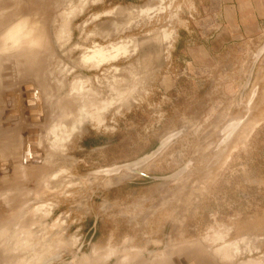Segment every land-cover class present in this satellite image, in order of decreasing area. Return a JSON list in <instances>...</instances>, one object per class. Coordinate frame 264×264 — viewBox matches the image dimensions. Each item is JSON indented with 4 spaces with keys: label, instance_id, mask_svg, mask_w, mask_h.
<instances>
[{
    "label": "rangeland",
    "instance_id": "obj_1",
    "mask_svg": "<svg viewBox=\"0 0 264 264\" xmlns=\"http://www.w3.org/2000/svg\"><path fill=\"white\" fill-rule=\"evenodd\" d=\"M199 6L0 0V116L24 142L19 196L0 195V264H264L261 59L246 87L264 39L208 57ZM175 133L140 169L178 178L103 173Z\"/></svg>",
    "mask_w": 264,
    "mask_h": 264
},
{
    "label": "crops",
    "instance_id": "obj_2",
    "mask_svg": "<svg viewBox=\"0 0 264 264\" xmlns=\"http://www.w3.org/2000/svg\"><path fill=\"white\" fill-rule=\"evenodd\" d=\"M198 12L195 32L204 42L202 48L208 57L227 46L245 50L257 48L263 42L264 0H200ZM259 66L264 68V55ZM256 82L264 83V74ZM5 122L0 116V195L13 201L20 191L23 126L18 122L16 127L4 128Z\"/></svg>",
    "mask_w": 264,
    "mask_h": 264
},
{
    "label": "water",
    "instance_id": "obj_3",
    "mask_svg": "<svg viewBox=\"0 0 264 264\" xmlns=\"http://www.w3.org/2000/svg\"><path fill=\"white\" fill-rule=\"evenodd\" d=\"M263 55H264V44L259 48V50L257 51V53L255 55L254 62H253V65H252V68H251V71H250V75H249L248 80L246 82V87H248L250 85V83L252 81V78H253V75H254L255 70H256V66H257L258 62L260 61V59L262 58ZM30 96L31 95H26L27 98L30 97ZM8 104H9V106H11L10 103H8ZM33 104H34V102H33ZM177 135H178L177 133L173 134V136L170 137V139H171L170 141L175 139V137ZM163 141L160 143L158 148L156 150H154L153 152H151L150 154L145 155L144 157H142V158H140V159H138V160H136L134 162H131V163L122 164V165H118V166H113V167L107 168V169H105L103 171V173H105L107 175H116V174H119V173L125 171V172H128L130 174L146 177V178H149V179L155 180V181H167V180L178 178L180 175H182L184 173L185 169H183V170H181V171H179V172H177V173H175V174H173L171 176H168V177L149 176L148 174L144 173L140 169L144 164L148 163L150 160H152L154 157H156L164 149V147L166 145H164V146L162 145ZM31 160H32V158H31ZM31 160H29V161H31ZM25 162H28L27 159H25Z\"/></svg>",
    "mask_w": 264,
    "mask_h": 264
},
{
    "label": "bare ground",
    "instance_id": "obj_4",
    "mask_svg": "<svg viewBox=\"0 0 264 264\" xmlns=\"http://www.w3.org/2000/svg\"><path fill=\"white\" fill-rule=\"evenodd\" d=\"M48 27V26H47ZM46 25H45V27H44V29L41 31L42 33H40V36H41V39L42 40H45L44 41V43L47 45V46H49V45H51L50 44V42L51 41H47V37H46ZM50 40V39H49ZM4 42V38L3 37H1V35H0V45L2 44ZM28 45H26L27 47L29 46L30 48H29V50H28V48H27V55H29L30 53H31V51L33 52V50H34V47H36V45L33 43V42H29V43H27ZM38 45H40V44H38ZM42 46V45H41ZM44 47H45V45H43ZM42 46V47H43ZM33 49V50H32ZM36 49H38V47L37 48H35V50ZM40 49V48H39ZM45 49V48H44ZM26 51V50H25ZM39 51V50H38ZM38 51H36V53L38 52ZM36 53L34 54V53H31L33 56H34V58H35V60L38 58V56L36 55ZM25 54V55H26ZM30 56V58L31 57H33V56H31V55H29ZM29 56H27V57H29ZM29 59V58H28ZM32 59V58H31ZM39 59V58H38ZM31 61V60H30ZM34 61V60H33ZM38 61L39 62H42L43 61V59H42V61H40V60H37V62H31V64H29V65H31L32 67H34V65H40L39 63H38ZM26 65H27V62H26ZM28 66V65H27ZM27 66H26V68H27ZM28 67V68H31L32 69V67ZM42 67V66H41ZM35 68H36V66L34 67V69H30V71L32 72L33 70H34V72L36 71V72H38L37 70H39V69H36L35 70ZM38 68H39V66H38ZM42 70V69H41ZM26 71H28V70H26ZM30 71H28V72H30ZM44 71V70H43ZM28 72L26 73V77H27V74H28ZM33 73V72H32ZM39 74L41 73V72H38ZM48 73V72H47ZM39 74H37V76H39V79L38 80H41L40 79V77L42 76L43 77V75H39ZM33 75H36L35 73H33ZM33 75H31V76H33ZM44 75H46L45 73H44ZM50 76H51V74H49ZM48 74L46 75L47 77L46 78H48V76H49ZM29 76H30V74H29ZM33 77H36V76H33ZM29 78V77H28ZM32 78V77H31ZM50 78V77H49ZM29 80V79H28ZM36 80H37V78H36ZM48 80V79H47ZM44 85H46V83L44 84ZM40 86V85H39ZM45 87V86H44ZM48 90V89H47ZM47 93V92H46ZM252 94H253V97H255V95H257L258 94V88L257 87H255L254 88V90H253V92H252ZM252 117V116H251ZM254 118V117H253ZM75 119V118H74ZM251 120H253V119H251ZM73 121V120H72ZM243 120L241 121H239L238 123H236V124H231V125H228L227 127H226V129L224 130V136H225V138H224V141H223V145L224 146H226L233 138H235L234 136H236L237 134H236V132L242 127V125H243ZM236 134V135H235ZM240 135V134H239ZM244 135H246L245 133H244ZM243 135V136H244ZM171 136H173V135H170V136H168L164 141H163V146L164 145H166L171 139H170V137ZM241 137H242V135H241ZM248 137V136H247ZM238 138H239V136H238ZM237 141V140H236ZM235 141V142H236ZM239 141V140H238ZM237 144V143H236ZM233 145H234V143H233ZM228 152H229V150H228Z\"/></svg>",
    "mask_w": 264,
    "mask_h": 264
}]
</instances>
